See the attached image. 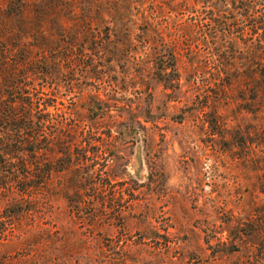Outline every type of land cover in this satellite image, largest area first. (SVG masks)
I'll list each match as a JSON object with an SVG mask.
<instances>
[{
	"label": "rangeland",
	"instance_id": "1",
	"mask_svg": "<svg viewBox=\"0 0 264 264\" xmlns=\"http://www.w3.org/2000/svg\"><path fill=\"white\" fill-rule=\"evenodd\" d=\"M128 1L134 8L151 0H0V47L9 58L35 53L37 32L53 49L11 70V83L82 131L69 150L95 173L81 192L100 191L106 253L129 264H264V86L247 78V20L230 15L238 36L225 43L187 34L191 15H171L163 27L175 32L182 23L187 34L176 35L179 87L171 92L152 60L156 43L143 51L133 40L136 47L121 44L124 31L140 33V21L123 20L138 18L124 11ZM59 2L66 5L56 10ZM44 7L54 22L37 20L34 35H24L19 13L39 19ZM65 207L61 198L52 209L39 207L32 225L45 227L49 213ZM21 218L23 227L31 223Z\"/></svg>",
	"mask_w": 264,
	"mask_h": 264
},
{
	"label": "trees",
	"instance_id": "2",
	"mask_svg": "<svg viewBox=\"0 0 264 264\" xmlns=\"http://www.w3.org/2000/svg\"><path fill=\"white\" fill-rule=\"evenodd\" d=\"M131 2L124 3V11L126 8L134 9L138 18L125 17L123 20L132 26H135V20L140 21L137 26L140 33L133 35L124 31L121 44L123 47H136L132 45L133 40L143 51L154 48L149 42L156 43L152 60L158 68V76L165 77L171 92L179 87L175 66L179 36L176 35L185 28L178 23L177 31L170 32L163 25L166 26L165 22L171 15L176 18L184 14L191 15L187 34L207 35L225 43L235 41L238 36L237 20L234 17L230 20V15L236 13L246 19L249 26V33H245V42H248L245 52L247 78L251 81L259 78L264 86V0H168L156 3L151 0L146 7H143V1H133L134 8ZM65 5L59 2L55 9ZM99 5L94 6L96 11ZM49 10V7H44L42 13H36L35 17L39 19L32 18L31 13H19L25 23L23 34L32 37L37 20L54 22V16L50 17L54 13H48ZM83 25L91 27L89 23ZM26 27L30 31H25ZM109 32L112 31L105 30L107 35ZM241 32L243 29H240L238 39L244 38ZM187 34H181V39L186 40ZM37 36L39 39L34 40L37 45H32L36 48L35 53L28 54L26 49H20L21 53L18 51L20 55L17 56L22 59L17 56L14 60L9 58L7 49L0 47V247L11 251L8 253L4 248L0 253V264H129L119 253H106V246L97 230L101 223L98 207L102 200L98 187L92 189L93 193L87 198L85 191L81 192L85 183L91 184L95 174L93 169L82 163L84 156L74 155L69 150L72 142L82 136V131L51 118L44 112V107L38 108L27 92L11 83L9 76L14 75L11 70L35 63L42 59V54L53 50L50 43H45L43 48L41 33L37 32ZM1 38L5 39V35L0 33ZM109 42L106 38V43ZM251 90L255 91L254 88ZM72 172H76L72 179L65 178ZM54 175H61L63 180L54 183ZM59 198L67 207L59 211L54 208L45 227L34 224L40 228V233L31 231L33 215L39 207L52 209ZM21 217H28L31 223L23 227Z\"/></svg>",
	"mask_w": 264,
	"mask_h": 264
}]
</instances>
